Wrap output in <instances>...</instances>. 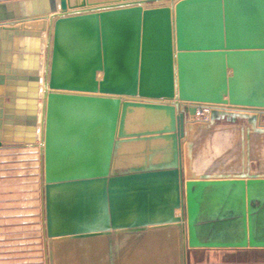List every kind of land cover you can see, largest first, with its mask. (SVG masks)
<instances>
[{"label":"water","instance_id":"water-1","mask_svg":"<svg viewBox=\"0 0 264 264\" xmlns=\"http://www.w3.org/2000/svg\"><path fill=\"white\" fill-rule=\"evenodd\" d=\"M2 37L0 147L39 148L48 264H188L187 117L264 114V0H0Z\"/></svg>","mask_w":264,"mask_h":264},{"label":"rangeland","instance_id":"rangeland-1","mask_svg":"<svg viewBox=\"0 0 264 264\" xmlns=\"http://www.w3.org/2000/svg\"><path fill=\"white\" fill-rule=\"evenodd\" d=\"M204 110L188 115L183 143L184 198L196 209L186 211L188 264H255L264 260V246L253 245L264 236V114L237 112L231 122ZM41 173L39 164L31 194L0 181V264H48Z\"/></svg>","mask_w":264,"mask_h":264},{"label":"crops","instance_id":"crops-1","mask_svg":"<svg viewBox=\"0 0 264 264\" xmlns=\"http://www.w3.org/2000/svg\"><path fill=\"white\" fill-rule=\"evenodd\" d=\"M161 4H149L144 6V8H151L162 6ZM168 5V3H167ZM37 32L36 29H30L28 33L30 35L24 36L26 39H33L34 36L32 33ZM47 37V31L42 32V38L45 40ZM9 39H0V47H4V44H7ZM7 52H3L0 49V67L4 66L5 62L3 60V55H6ZM42 58L45 59L44 53ZM43 74V72H42ZM103 77V73H98L97 80L100 81ZM3 86H6L3 85ZM2 86V87H3ZM3 101L9 102V99L4 97ZM39 164L41 168V156L38 146L35 145H25V144H16V143H3L0 147V181L2 184L17 185L18 192L28 191L30 194L32 192V183H36L39 175ZM28 186H24L25 184ZM15 190L13 193L15 194ZM31 197V195H30ZM32 202H30V206ZM32 207V206H31ZM255 264H264V260L256 259Z\"/></svg>","mask_w":264,"mask_h":264},{"label":"built area","instance_id":"built-area-1","mask_svg":"<svg viewBox=\"0 0 264 264\" xmlns=\"http://www.w3.org/2000/svg\"><path fill=\"white\" fill-rule=\"evenodd\" d=\"M206 109H208V108H206ZM209 110V112H211L212 110L211 109H208ZM201 111H202V109H201ZM204 112H207L206 110H204ZM209 112H207V114L209 113Z\"/></svg>","mask_w":264,"mask_h":264}]
</instances>
